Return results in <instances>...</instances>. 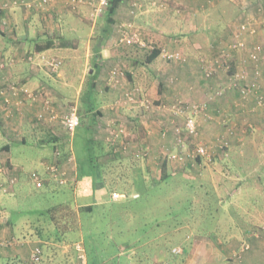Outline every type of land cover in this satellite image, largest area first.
<instances>
[{
  "label": "rangeland",
  "instance_id": "1",
  "mask_svg": "<svg viewBox=\"0 0 264 264\" xmlns=\"http://www.w3.org/2000/svg\"><path fill=\"white\" fill-rule=\"evenodd\" d=\"M82 2V5L86 4L89 11L87 18H84L86 22L81 28L77 27L79 35L77 52L71 53V58L63 60L60 66L64 71L63 75L67 76L64 82L66 84L73 82L75 87L67 86L68 90L65 92L63 101L58 96L49 98L50 92L44 90L46 96L42 95L43 92L40 93L37 102L23 100L17 105L13 102L14 109L10 113L15 111L17 116L22 117L18 122H22L19 124L23 125V129L20 128L21 132L15 137L19 143L16 144V149L10 156L14 158V162L22 163L37 159L43 150L30 143L22 144L20 142L22 137H26L27 140L34 137L30 140L32 142L42 137L50 140V137L57 136L62 138L66 136L65 139L71 140V136L62 125L61 116L73 104L77 106L79 113L81 109H84L81 106L82 93L88 85L87 75L93 67L91 57H94L96 52L93 48L98 41V38L93 36H96V31L99 30L95 29L96 26L102 25L106 20L104 12L98 16H91V6L87 4V0ZM123 2L122 12L119 13L118 8L112 16L114 20L103 44L106 51L99 56L109 60H104V73L99 76L103 83L99 81V85L95 88V99L100 114H96L97 110L93 108L95 116L97 115L95 119L98 120L93 126L94 134L103 142L118 143L113 149L117 155L126 157L124 167L140 164L152 178H158L162 162L166 160L172 172L185 168L188 176H194L209 183L217 194V198L222 199L227 209L226 214L221 216L222 223H228L231 220L236 222L237 232L229 231L223 236V240L218 239L217 242L207 235L212 229L202 231L206 234L197 233L201 231L200 223L202 226V223L206 221L205 226H212V219L204 216V220L197 221L196 229L186 224L172 229L169 234L171 236L167 237L171 239L169 241L171 252L184 256L183 264H214L202 260L211 254L212 249L219 250L225 257V264H238L245 255V245H251V239L264 240V218L249 223L246 230L250 231L247 234H244L246 230L244 231L242 226L248 219L255 220L264 214V106H262L264 103L257 102L256 93L244 98L238 91L239 82L231 79L229 75L235 70L239 72L244 65L241 60L252 48L228 51L227 43L232 41L231 30L237 29V25L241 23L238 18L243 13L242 16L244 15L248 20H245L248 27L254 33L242 38L258 49L262 47L261 45L264 44V0H123L121 4ZM91 29L93 34L89 49L91 55L88 60H84L86 34ZM130 33L135 35L138 42L127 44L125 40H122L123 34ZM154 43L161 45V53L150 67L152 79H147L143 75L139 80L142 83L141 87L147 89L152 86L150 89L152 97L149 98V102L145 101L141 105L144 110L147 109L144 114L146 113L148 123V120H151V128V126L144 127L142 122L127 123L129 116L122 110H117L115 97L116 95L118 97L119 93L112 90L116 88L112 86V82L122 85L121 78L126 77L125 85L129 87L131 83L125 75V70L129 71L130 64H133L136 59L139 62L145 57V53L153 47ZM169 43L175 47H170ZM170 52L178 54V57L167 58L165 54ZM64 54L63 57H67V50ZM261 55L262 60L258 68L263 70L264 74V52ZM113 67L116 73L110 75L113 76L111 79L108 73ZM47 70L48 74H52V70ZM170 70L178 74L180 71L188 70L191 80L183 84L185 92L178 85L180 84L178 75L177 77L171 75L173 78L165 77V73H169ZM0 71H2L0 72L2 77L5 74V67ZM259 79L260 77L257 80ZM259 81L262 82L261 91H264V77ZM109 86L111 89L108 88ZM180 92L187 94L181 96ZM141 97L139 94L135 95L133 98L135 103ZM123 100L127 99L121 98V101ZM45 101L56 116L41 122L37 120V112ZM7 102L10 104L12 101L8 99ZM8 108L10 109V106ZM190 117L195 119L196 135H190L184 130V123ZM25 128L28 136L24 134ZM143 128L149 130L152 137L149 135V138L144 139ZM0 136L1 145L4 138L1 134ZM73 138L78 164L76 181L69 174L75 171L70 168L72 163L67 161L61 166V170L68 176L66 180L68 183L56 190L47 186L36 188L32 181L27 180L21 183L23 182L21 179L14 186L15 193L0 191V203L2 202L0 220L3 219L0 230L7 229L1 233L2 235L0 234V240L5 242L0 245L2 249L0 254L2 252L4 258L0 259V264H42L40 257L37 260L32 259L36 249L39 250V256L42 252L39 245L40 239H37V234L34 233L35 228L29 226V230L19 228L10 231L4 220L5 201L9 209L21 211L14 215L16 219L21 218V222L23 219L36 221L39 215L47 219L49 216L45 209L61 201L71 203L75 209H78V205L81 204H94L91 213L82 212L80 229L66 231L63 235L65 239L73 238L75 241L78 239L72 243L74 246H62L63 242L50 238L53 235L47 237V242L44 241V243L46 245L51 243L54 248L52 251H48L50 248L45 251V260L52 261L49 264H61L59 258L71 259L73 253L71 247L77 251L78 248L84 250L88 264H98L101 261L104 264H125L127 255L132 261L131 264H152V259L149 263L143 260L145 254L152 258V196L148 195L150 191L148 194L143 192L145 197L135 198L136 192L143 188L142 185L128 180L129 177L112 183L110 179L113 175L108 173L107 167L101 166L100 159L97 160L96 148H94L95 151L91 150L92 159L88 161L86 146L85 149L83 147L85 141L83 126L76 129ZM197 144L204 146L209 157H203L195 162L187 152L191 153ZM106 149L109 152L110 148ZM112 156H114L112 153H106L104 158H112ZM6 162V157L0 158V172L5 176L3 166ZM188 162H191V165L187 166ZM33 168L35 167H31L30 170ZM178 176L180 177L181 174L178 173ZM110 187L113 188L112 194L108 191ZM239 187H241L240 190H238ZM127 189L131 190L130 195L123 194L120 195L121 197L117 195L116 198L112 196L113 192L117 194ZM179 207L183 208L182 205ZM163 216H166V224L172 221V226L175 220H188V215H184V212L178 219L172 218L169 214ZM128 224L129 228L123 231ZM31 231L33 237L28 235L26 237L25 234ZM255 234H257L256 237H254ZM200 236L207 238H199ZM22 240L30 242L27 245H20L19 242ZM32 240H38V242ZM147 240L149 242L146 244ZM131 241L139 242L141 245L131 248L128 246ZM185 245H188L187 251L183 253ZM25 246L29 247L27 251L23 250L21 254H18L19 256H13V248L22 250ZM58 248H62L61 253L66 257L57 254L60 252Z\"/></svg>",
  "mask_w": 264,
  "mask_h": 264
},
{
  "label": "trees",
  "instance_id": "2",
  "mask_svg": "<svg viewBox=\"0 0 264 264\" xmlns=\"http://www.w3.org/2000/svg\"><path fill=\"white\" fill-rule=\"evenodd\" d=\"M122 1L123 0H108V6L104 12L106 20L102 24V28L96 31L97 35L93 36V38L94 37L98 38V41L97 43H95V48H93L94 52L95 51L96 52L94 53V57H91L93 61V67H91L92 69L91 73H88L87 75L89 79L88 85L85 91L82 93L83 96L82 103L80 102L81 106H83L84 109H81L80 111L81 113H79L77 106H75L74 104L70 105L68 108V109L74 108L79 117V124L73 131H68L65 129L66 132L71 136L72 141L68 140V138L65 139L66 136H64L63 138L62 136L61 137L57 136L58 138L50 137L51 138L50 140L43 138L42 140L40 141L36 140L35 142L30 141L33 139L27 140L26 137H23L22 141L20 140L22 144L27 145L28 143H30L38 148H44L45 152L48 153L45 156H43L42 159H40V161L38 162L39 169L36 170L34 169L33 171L22 170L20 174L19 172L12 169V161L8 157L6 164L4 166L1 165L5 168L3 172L6 173V176L0 172V179L2 177L0 182H3L2 184L8 187L10 186L9 188H11L10 189L11 191L9 192H13L14 186L21 180L22 176H25V180H29L33 182L32 180L33 173H37L42 179H44L42 187L45 185V182L47 181H50L51 183L55 184L54 187H61L62 185L68 183V181L64 183H59L57 179H54L49 173H47L45 163L56 164L61 167L63 164H66L67 161L70 162L72 156L75 155L74 146H73V142H74L73 135L77 128L83 126L85 128V138H84L85 141L83 140L84 141L83 147L85 149L86 146L88 161H91L92 159L90 156L91 150L95 151L94 148H96L97 160L100 159L101 166H103L104 168L107 167L108 173L110 175H113V177H111L110 179L112 183L121 181L124 179V177L125 178L129 177L127 178L128 180L130 181L132 180L140 186L142 185L143 188L139 192H136L137 196L131 194L135 198L145 197L143 195V192H147L148 194V191H150V194L148 195L152 196V232H153L152 258L151 256L148 257V255L145 254L143 260L146 261V263H149L150 260L152 259V264H183L185 263V257L178 254H173L171 252V248H170L171 244L169 243L171 239L169 240L168 238L171 236L169 234L171 233L172 229L174 230L176 227H179L183 224H186V226L187 225L192 226L193 228L196 229L198 227L197 221L204 220L203 217L206 216L207 218L212 219L213 221L212 226L210 225L205 226L204 223H207L206 221L202 223V226L200 223L201 231L197 233L206 234L202 231H206V229L207 230L212 229L207 235L209 237L211 236L210 238H212L217 242L218 239L223 240V236L227 234L229 231L232 232L233 230L237 229V224L232 220L231 222L229 221L228 223L225 222L222 223L221 216L226 214L227 209L224 207V204L222 203V199L217 198V194L215 193L213 187L209 185V183H207L205 180L203 181L197 177L188 176L185 168L184 169L181 168V170L175 171L177 173L172 172L169 166H167L168 161L166 160H163L162 162L159 171L160 173L159 177L152 178L149 172L146 171V169L141 166L138 168L132 166H131L132 168L129 166L124 167V161H126V157L117 155L116 151H114L113 149L115 147L114 145L118 144L117 142H113V143L111 141L103 142L101 141V139L98 140L96 138V135L94 134L93 126L95 123L98 122V120L95 119L97 115L95 116V112H94L95 110L93 111V108L97 110L96 114H100V111H98V105H97L98 103L95 99V94H96L95 88L96 86H98L97 85L98 81L95 78L97 76L96 75L97 71L100 68L99 56H101L99 53V48H100V43L106 37H108L109 27L111 26L112 21L114 20L112 16L120 7ZM254 7H258V6L254 5ZM51 41L49 42L48 40L47 43L44 45L46 47L43 48L50 47L52 44ZM216 43L217 42H215V44ZM160 53H161V45L154 43L153 47L145 53V57L141 58L139 62L137 61L138 59H136L133 65L136 64L139 66L148 65L151 62H154L158 58ZM60 64L61 61L57 66L56 70L59 68ZM55 71H52V73H55ZM160 84H161L160 87L161 89L162 83L160 82ZM14 85L17 87L16 84ZM43 91L44 90L41 89V87H39L37 91L36 90L33 91V94L39 95ZM43 94L45 95L44 92L42 93V95ZM18 98L20 99L21 102L23 101V99H26L28 102H33L29 97H27V94L25 95L19 94L18 97L11 96V99L14 100H18ZM37 105H39V103ZM38 121L42 122V120H38ZM108 147L111 149V150L109 149V152L107 151L108 149H106ZM0 150H3V147L0 148ZM56 151L58 152L57 154H55ZM106 153H112V155L114 156H112V158H104ZM201 158L203 157L196 156L193 159V161L198 162L199 159ZM186 165L187 166L191 165V162L186 163ZM76 172L77 170L73 171V174L69 173L73 178H75V181L78 179L76 177ZM178 173L181 174L180 177L179 176L177 177ZM10 177L17 178V181L12 185H9L8 178ZM112 189L113 188L110 187L108 191L111 192ZM130 191L131 190L127 189V191L125 190L119 191L117 194L119 195V197H121L120 195L123 194L130 195ZM181 205L183 206V208L179 207ZM93 206L94 204L87 203V204L78 205V209H75L71 203L61 201L55 203L54 205H50L45 209V211L48 213L49 216L47 219H43V217L39 215L38 219L35 222L30 220L26 221L29 222L31 226H33L32 224L35 223L34 233L37 234L38 236L37 239H40L39 245L42 250L40 256L38 255V257H40V261L42 259L41 261L42 264H49L52 262V261H48L47 259L45 260V256H46L45 251H47L48 248H50V250L48 251H52L54 249L51 243H49L48 245L44 243V241L48 239L47 237L53 235V237L50 238H53L57 242H63L64 244L61 243L62 246L73 245L72 243H75L78 239L76 241L73 238L65 239L63 238L64 233L70 230H76V231L79 230L82 222L81 221L82 212L91 213L93 211ZM182 212H184V215H188L187 216L188 220H175L173 221V226H172V221L166 224L165 222L166 216L163 215L169 214L172 218L178 219L181 218ZM198 217L200 220L198 219ZM247 225H249V223L242 224L244 231L246 230ZM128 228H129V224L125 226L123 231H125ZM17 229H19L18 226H16L14 229L12 227V230H17ZM249 231L246 230L244 234H247ZM32 235H33L32 231L29 232L28 236L31 237ZM256 236L257 235H254V237ZM17 239H19V237ZM148 242L149 240L146 241V244ZM245 244L246 243H244V245ZM139 245H141L139 244V242H134V241H131L128 244V246L131 248H137ZM187 246L188 245L183 246V250H182L183 253L187 251ZM61 249L62 248H58L60 252L57 254L59 255L62 254L63 256L66 257V255L61 253ZM70 249L71 252H73L71 259L59 258V262L61 264L63 263L74 264L75 262H78L80 264L82 260L81 255L83 254L85 257V251L84 250L77 251L72 247ZM249 249H250V245H248V248L245 249V251H248ZM125 258H126V260H124L125 264L132 263L128 255ZM84 264H88L86 258ZM98 264H104V263L103 261H101Z\"/></svg>",
  "mask_w": 264,
  "mask_h": 264
},
{
  "label": "crops",
  "instance_id": "3",
  "mask_svg": "<svg viewBox=\"0 0 264 264\" xmlns=\"http://www.w3.org/2000/svg\"><path fill=\"white\" fill-rule=\"evenodd\" d=\"M34 1L35 0H0V62H3L5 67V74L2 75L3 78L1 77L0 74V80H2V83H0V91L4 89L7 90L10 87L9 85L11 83L17 85L19 94L21 95L22 94L25 95L26 93L31 91H35V90L37 91V89L41 87V89L50 92L51 94L50 98H55L58 96L60 97L59 99L63 101L65 92L66 90H68L67 86L74 88L75 85L73 82L68 84L64 82L65 79H67V76L63 75L64 71L60 68V66H62L63 60H67L71 58L72 56L71 53L75 54L77 52V46L79 40L77 27L81 28L83 26V23L86 22L84 18L85 19L87 18L89 9L87 6H85L86 4L83 5L76 4L71 6L72 4V2H70L71 0H50L48 4L41 7L29 6V3ZM123 5L124 2L123 4H121V7H119L118 9L119 13L122 12ZM101 28L102 25H99L96 26L95 29H101ZM92 36L93 34L91 29V31H89V33L87 32L86 34L84 60H88V58L91 55V50L89 49L90 46L92 45ZM48 40L49 42L52 40L51 46L48 48H43L46 47L44 45L47 43ZM105 40L106 38L100 43L99 53L101 55H103V52L106 51V48L103 47ZM170 40H172V38H170ZM169 44L171 45V43ZM170 47H175V46L171 45ZM65 50H67V57H63L65 56L64 54ZM105 58L104 57L99 58L100 68L97 71L96 74L97 76L95 78L98 81L97 85H99V81H102L99 78V76L102 73H104L103 62L104 60H109ZM51 60H60L61 61V64L59 66L60 69L58 68L56 70V73L51 74L49 72L50 74H48L47 69H49V66L46 62H49ZM151 66H152V62L148 65H144L140 67L137 64L136 65L130 64L128 68L129 71L125 70V75L128 77L129 83H131L129 84L130 86L128 87L125 85L127 79L126 77L125 78L123 77L121 78L122 85L120 83L119 85H117V82H112V86L116 87L115 89L112 90L117 94L119 93L118 97L117 95L115 97L117 99L114 100L115 103L117 102L118 105L117 110H122L123 112H125V115L129 116L127 123L131 124L132 122L134 123L142 122L144 127L151 126L152 128V125L150 124L151 120H148L149 121L148 123L146 119V113L144 114V111H147V109L144 110V107L143 108L141 107V105L145 101L149 102L150 100L149 98L152 97V90H150L152 86L151 88L146 89L145 87H141L142 83L139 81L141 80V76L143 75L146 76L147 79H152V70H150ZM114 69L115 67H113L109 73L107 72L111 79H113V76L110 75L113 74L112 72L114 71ZM188 70L180 71L179 74L170 70L169 73H165V77L173 78L171 75H174L176 77L178 75L180 78V84L178 85L180 86V88H183L184 86L183 84L191 80ZM90 71H92V69ZM106 80L107 79H105V81ZM105 88L107 87L105 86ZM108 88L111 89L110 86ZM130 90H137V94H139L140 97L142 96L140 100H138L136 103L135 100L128 101V99L126 101L124 100L121 101V98L124 99V96L126 95L127 91ZM180 90L181 89H179V91ZM182 90L183 92H185L184 88ZM1 93L3 92H0V134L4 138V141L0 145V148L3 147V150H0V158L9 157V159H11L12 161V169L19 172V174L22 170L24 171L30 170V168L33 166L35 167L33 168V170L39 169L38 162L40 161V159H42L43 156H45L48 153L45 152L44 148L41 151L40 156L34 160H28L19 163L18 161L14 162V158L10 157L14 152V149H16L15 146L16 144H18L17 142H19L15 138L16 134L17 133L19 134V132H21V129H23V125L21 126L19 124L22 122H18L19 120L22 119V117L17 116L15 114V111L13 113L10 112L14 109V103L19 104L21 103V101L14 100L11 98L9 99L8 94L1 95ZM133 93L135 95L134 91ZM181 93L182 92H180V94ZM182 95L185 96L184 94H181V96ZM8 99L12 101L10 104H8L7 102ZM23 100L25 102H28L26 99ZM8 106H10V109L8 108ZM12 127L15 129H13ZM142 132L145 134L142 136L144 139L149 138L150 135L149 130L143 128ZM24 134L28 136L26 128ZM150 136L152 137V135ZM22 138L20 139L21 141ZM33 138L34 137L29 139H33ZM43 138L45 137H42L41 139L38 138V140L40 141ZM137 138L138 137L136 136V139ZM70 162L72 163V165H70V168L76 171L78 165L76 161V155L72 156ZM30 165L32 166L29 168ZM132 167L138 168L140 167V164L133 165ZM21 179L23 180V182L21 183H25L27 181L25 180V176H22ZM54 185L55 184L51 183L50 181H47L45 182V185L43 187L45 186L52 187L53 190H56V188L58 187H54ZM240 189L241 187H239L238 190ZM7 193L13 194L15 193V189H13V192H7ZM5 203L6 204L4 205V218H5L4 220L6 221V225L8 226V229L11 231L12 227L14 229L16 226H18L20 229L23 228L22 230L25 229L29 230V226H31V224L29 222H26L27 221L26 219H23V221L21 222L20 221L21 218L16 219L14 216L16 212H21V211H14V209H9L6 201ZM261 215L262 216L256 218L255 220L248 219L246 223H253L257 220L259 221L260 218H264V214ZM2 220H0V224ZM34 224L35 223L32 224L33 225L32 227H34ZM5 229L6 228L1 229L0 234L4 232ZM235 231L237 232L236 229ZM25 235L27 237V235L29 234L26 233ZM199 238L204 239L207 237L200 236ZM32 241L38 242V240H32ZM29 242H30L29 240H22L19 243L20 245L22 244L27 245V243ZM28 249H29L28 246H25L24 249L22 250H19L18 248H13V256L15 257L19 256L18 254H21L23 250L27 251ZM2 254L3 253L1 252L0 259L1 258L4 259ZM7 254L11 255V253H7ZM202 261L207 263H214V264H218V263L225 264V257L222 255V253L219 250L215 251L212 249L211 254L209 256H205V259H203ZM240 263L264 264V240L251 239L250 249L245 252V255Z\"/></svg>",
  "mask_w": 264,
  "mask_h": 264
},
{
  "label": "built area",
  "instance_id": "4",
  "mask_svg": "<svg viewBox=\"0 0 264 264\" xmlns=\"http://www.w3.org/2000/svg\"><path fill=\"white\" fill-rule=\"evenodd\" d=\"M83 0H71L70 2H72L73 5L76 4H82ZM48 2H50V0H35L34 2H30L29 6H36V7H41L44 6L46 4H48ZM87 4L91 6V16H98L100 13L105 12L107 6H108V0H87ZM258 9H261V7H258ZM246 10H244L245 12ZM243 14V13H242ZM242 14L239 16L238 20L241 21L240 24L237 25V29H233L231 30V36H232V41L227 43V46L229 48L228 51H242V50H246L248 48H252L249 53L244 57V59H242L241 61L244 62V65L240 68L239 72H233L232 74L230 73L229 75L231 76L230 78L233 79L234 81L239 82L238 86H239V90L242 94V96L244 98H247L248 95L252 94V93H256V97L255 99L257 100V102L259 103H264V91H261V87H262V82L259 81L262 77H264V74L262 73L263 70H261L260 68H258L259 62L262 60V52H264V44L261 45L262 47H260L259 49L257 47H255L253 44H250L249 42H246L245 38H242V36H245L247 34H253V32H251V28L248 27V24L245 20L246 17H244V15L242 16ZM245 14V13H244ZM237 20V21H238ZM238 21V22H239ZM248 21V20H247ZM245 22V23H244ZM243 39V40H242ZM122 40L127 43V44H131V43H135L138 42L137 39H135V35L130 34H123V38ZM255 43V42H253ZM256 44V43H255ZM165 56L169 59H176L178 57V54L176 53H167L165 54ZM240 61V62H241ZM50 68V70L55 71L57 66L59 65L60 61L59 60H51L49 62H46ZM253 64V65H251ZM4 67L3 62H0V69H2ZM116 69H114V71L112 72L113 74H115ZM122 74V73H121ZM260 77L259 80H257ZM5 81V80H4ZM7 81V80H6ZM10 87L6 90H2L0 92L2 95L8 94L9 99L11 98V96L14 97H18L19 95V91H18V87H16L13 83H11L9 85ZM232 88V87H231ZM135 95H137V90H130L127 91L126 95L124 97H126V99L133 101L134 99V93ZM239 92V93H240ZM27 97H29L32 101L37 102L39 101L38 99V94L35 95L33 93H26ZM240 94V95H241ZM48 102L45 101V104H42L40 107V109L37 112V119L38 120H45L47 121V119H51L54 118L56 115L53 113L52 109H49L48 107ZM264 106V105H262ZM51 110L49 112V110ZM49 114H51V116L49 117ZM61 122L63 127L68 130V131H73L79 124V117L76 113V110L74 108H70L68 109L63 116H61ZM185 131L190 134V135H196L197 131H196V123H195V119L190 117L187 118L185 123ZM179 141H181L178 138ZM58 152L56 151L55 154H57ZM188 156L192 157L193 159L196 156H201V157H209V153L207 152V150L204 148L203 145L201 144H197L195 149L189 153ZM174 156V155H172ZM181 158V157H180ZM46 164V171L47 173H49L54 179H57L59 183H64L67 180V177L65 175V173L61 170V167L56 165V164ZM32 180L33 183L36 187H42L43 185V180L37 173H33L32 174ZM9 181V185L14 184L17 181L16 177H10L8 178ZM10 187V186H9ZM8 186L4 185V184H0V191L3 192H9L11 191ZM118 194L113 193V196L116 197ZM257 235V234H255ZM264 235V234H263ZM5 244L4 241L0 240V245ZM244 248V247H243ZM248 248V245H245V249ZM78 251H82L81 248H78ZM36 252V253H35ZM32 256L33 260H37L38 259V252L39 250L36 249ZM81 263L80 264H84L85 261V257L82 254L81 255Z\"/></svg>",
  "mask_w": 264,
  "mask_h": 264
}]
</instances>
